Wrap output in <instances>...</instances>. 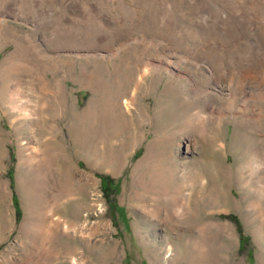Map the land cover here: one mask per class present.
Masks as SVG:
<instances>
[{"label":"rangeland","instance_id":"1","mask_svg":"<svg viewBox=\"0 0 264 264\" xmlns=\"http://www.w3.org/2000/svg\"><path fill=\"white\" fill-rule=\"evenodd\" d=\"M190 179L203 257L264 264V0H0V264H186L190 213L144 211Z\"/></svg>","mask_w":264,"mask_h":264},{"label":"bare ground","instance_id":"2","mask_svg":"<svg viewBox=\"0 0 264 264\" xmlns=\"http://www.w3.org/2000/svg\"><path fill=\"white\" fill-rule=\"evenodd\" d=\"M10 71V70H9ZM7 73V72H6ZM5 73V74H6ZM10 74V73H9ZM6 76V75H5ZM10 76H11V74H10ZM9 76V77H10ZM4 83V82H3ZM5 84V83H4ZM17 93L19 94V93H21V91L19 90V88H18V90H13L12 92H10V99H9V102L10 103H12L13 101L12 100H14L15 98H17ZM22 94V93H21ZM20 94V95H21ZM193 102H195L194 100H193ZM17 103H18V101H17ZM190 103V102H189ZM191 103H192V101H191ZM200 103V102H199ZM19 104V103H18ZM17 105V104H16ZM206 105V104H205ZM189 106V105H188ZM19 107V106H18ZM186 107V106H185ZM190 107V106H189ZM197 109V110H196ZM191 110V109H190ZM189 110V111H190ZM193 110H196V111H193L194 113L192 114V118L194 119V120H196V122H198V124L200 123V125H201V127H203L204 128V126H206V127H208L209 126V128H213V126H212V118L211 117H207V116H205L204 114H205V112L204 111H206L205 109L203 110V109H200L199 107H194V109ZM223 110L224 109H222V111H221V115H223L222 113H223ZM202 112H204V113H202ZM80 113V112H79ZM85 113V112H84ZM183 113V112H182ZM185 114H187V113H185ZM78 115H81V114H78ZM182 115V114H181ZM220 115V114H219ZM220 115V116H221ZM215 119H217L216 117H215ZM188 120V119H187ZM192 120V119H191ZM190 121V120H189ZM188 121V122H189ZM215 121V120H214ZM213 121V122H214ZM187 122V123H188ZM223 120H222V118L220 117L219 119H218V121H217V123L219 124V125H223ZM186 123V122H185ZM189 123H191V122H189ZM188 123V124H189ZM190 125V124H189ZM191 125H193V123L191 124ZM210 126H212V127H210ZM200 128V127H199ZM181 129H182V127H181ZM184 129V128H183ZM186 129H189L190 131H191V129L189 128V127H187L186 126ZM196 129H198V128H196ZM208 129V128H207ZM197 131V130H196ZM216 131V130H215ZM214 131V132H215ZM181 132V131H180ZM179 132V133H180ZM200 132V131H199ZM155 133H157V132H155ZM158 135V134H157ZM171 135H172V133H171ZM220 135V134H219ZM168 136V135H167ZM169 137V136H168ZM174 137V136H173ZM165 138V137H164ZM163 138V140H165ZM171 138V137H170ZM155 139H156V137H155ZM159 139V138H158ZM169 139V138H168ZM173 138H171V140H172ZM167 140V139H166ZM156 142V141H155ZM158 142V141H157ZM164 142V141H163ZM172 142V141H171ZM155 144H157V143H155ZM151 145V144H150ZM168 145V144H167ZM171 145V144H170ZM220 145L222 146V144H221V142H220ZM224 145V144H223ZM172 146V145H171ZM155 147V146H154ZM153 147V148H154ZM151 148V147H150ZM152 150V149H151ZM260 149L258 150V155L260 154ZM154 154V153H153ZM148 155V154H147ZM173 156L174 155H172V150L171 149H169L168 150V156H166L167 157V160L168 161H171L172 162V160L173 159H175V158H173ZM161 157V156H160ZM147 158V157H146ZM145 158V159H146ZM151 158H152V156H151ZM165 158V157H164ZM152 160V159H151ZM160 161H161V159H160ZM148 162V161H147ZM149 162H150V160H149ZM162 162V161H161ZM165 162H167L166 160H165ZM170 162V163H171ZM144 163V162H143ZM160 164V163H159ZM164 164H166V163H164ZM172 164V163H171ZM173 164H174V162H173ZM192 164H193V161H190V162H188L187 164H186V166H184V171L186 170V169H188V167L190 168L191 166H192ZM155 165V164H154ZM141 167H143V166H141ZM140 167V168H141ZM152 167V166H151ZM156 167V166H155ZM158 167V166H157ZM167 167H168V165H167ZM167 167H166V169H167ZM193 167V166H192ZM191 167V168H192ZM143 169V168H142ZM159 169V168H158ZM168 169H169V167H168ZM167 169V171H165V174H166V183H161L162 185H166V186H168V183L171 185V183H174V180L176 179L175 177H174V179H172V173H171V171H169ZM155 170H157V169H155ZM191 170V169H190ZM160 171V170H159ZM163 172V171H162ZM187 172H189L188 170H187ZM160 173V172H159ZM158 173V174H159ZM183 173V172H182ZM186 173V172H185ZM190 173V172H189ZM223 173H224V182H223V184H224V186L223 187H226L227 185H228V182L230 181L229 180V178H228V175H227V167L226 166H223ZM149 174V173H148ZM150 175V174H149ZM148 175V176H149ZM162 175H163V173H162ZM161 175V176H162ZM147 176V175H146ZM155 177H158V176H155ZM153 178V177H152ZM151 178V179H152ZM195 178V177H194ZM147 180V179H146ZM149 181H150V179H148ZM160 180V179H159ZM188 181V180H187ZM140 182V181H139ZM137 183L136 185H140V183ZM162 182V181H161ZM164 182H165V179H164ZM197 182V181H196ZM158 183V182H157ZM176 183V182H175ZM178 184H181V186L179 187V189H178V191H176V193L174 192V193H171V194H169L168 192L169 191H164L163 192V194H164V196H167V198H164V200H162V199H160V201L159 202H161V205H159V204H157V205H154L153 207H151V209L148 211V212H145L144 211V214H147L146 215V217L147 218H149V220H154V221H158L160 224H162V226H165V227H167V229H170L169 228V226L170 225H173L172 223L173 222H178V221H180V219L182 218V216L186 213V212H188V213H190V216L192 217V221H191V223H192V227H194L193 229V235H192V237L190 238L191 239V241H192V243H190V244H188L187 246H186V249H187V251H189L190 253H191V256H184V257H182L181 259L182 260H184L185 262H186V264H201L202 262H204L205 264H210V259H209V256H207L206 255V257L204 258L203 257V255L205 254V251H204V246L206 245V237H205V235L203 234V231H201V230H204V229H201L200 228V221H199V216H198V212H197V210L198 209H196V207H195V205H196V199H194V196H192L191 195V193H192V188H193V186H194V184H193V182H192V180L190 179V182L189 183H178ZM185 184V185H184ZM153 185V184H152ZM151 185V186H152ZM160 185V184H159ZM174 185V184H173ZM184 185V186H183ZM145 186V185H144ZM183 186V187H182ZM229 186V185H228ZM157 187V186H156ZM157 188H159V187H157ZM156 188V189H157ZM161 189H159L160 191H163L162 189H163V187H160ZM165 188V187H164ZM142 190V189H141ZM171 191V190H170ZM174 191V190H173ZM139 193V192H138ZM151 193V192H150ZM154 193V192H153ZM139 195V194H138ZM143 195V194H142ZM145 195H146V193H145ZM152 195V194H151ZM158 195V194H157ZM192 196V197H191ZM140 197V199L142 200V201H144V200H146V198L144 199L143 197L144 196H139ZM154 197V196H153ZM221 197H223V196H221ZM138 198V197H137ZM152 198V197H151ZM155 198V197H154ZM153 198V199H154ZM160 198H161V196H160ZM189 198H191V200H189ZM149 199V198H148ZM159 199V198H158ZM138 200H139V198H138ZM231 200V199H230ZM141 201V202H142ZM228 202V201H227ZM234 202V201H233ZM233 202H232V204H233ZM156 203V202H155ZM158 203V202H157ZM230 203H231V201H230ZM146 204V203H145ZM148 204V203H147ZM152 204V203H151ZM198 204H200L199 202H198ZM197 204V205H198ZM144 205V204H143ZM193 205V206H192ZM146 206H149V205H146ZM191 207V208H190ZM186 208H188V209H186ZM200 222V223H198V221ZM183 221V220H182ZM184 222V221H183ZM175 224V223H174ZM177 224V223H176ZM181 225V224H180ZM179 225V226H180ZM175 226V225H174ZM208 226V225H207ZM206 232H207V230H206ZM164 240H162L163 242L161 243V242H159L158 241V243L156 242V244H153L152 246V253H154V257L155 258H158V259H161L160 257H161V254L164 252V251H167L168 253L170 252V251H172V250H174V246H173V243L171 242V240L169 239V237L167 236V235H165L164 237ZM178 238V237H177ZM176 238V239H177ZM43 239V238H42ZM175 242V241H174ZM208 242V241H207ZM181 243V242H180ZM183 243V242H182ZM208 245V244H207ZM210 253V252H209ZM212 253V252H211ZM168 256V255H167ZM212 256H214V254L212 255ZM212 256H210L211 258H212ZM213 259V258H212ZM212 261V260H211ZM214 261V260H213ZM213 261H212V263H213ZM216 262V261H215ZM211 263V264H212Z\"/></svg>","mask_w":264,"mask_h":264},{"label":"trees","instance_id":"3","mask_svg":"<svg viewBox=\"0 0 264 264\" xmlns=\"http://www.w3.org/2000/svg\"><path fill=\"white\" fill-rule=\"evenodd\" d=\"M8 174H9V177L11 178V186L12 188H15V180H14L15 176H14L13 167L9 168ZM101 186H102V191L104 195L107 197L109 207L111 209L117 210L120 216H122V214L125 215L126 214L125 208L122 206H119L113 198H110L111 193H113L114 191H117V192L120 191V182L116 181L111 176L103 175L101 176ZM13 202H14V207H15L16 214H17V220L19 221L22 215V210L20 207L19 198L16 193H14L13 195ZM227 217L232 219L237 224L239 233H240L241 247H245L247 243L249 242L250 237L244 233V228H243L242 223L240 222L239 218L234 214L227 215ZM250 257H252L251 253H250Z\"/></svg>","mask_w":264,"mask_h":264}]
</instances>
